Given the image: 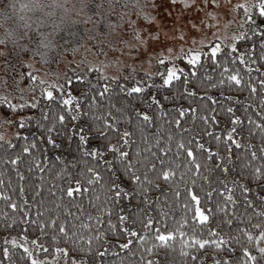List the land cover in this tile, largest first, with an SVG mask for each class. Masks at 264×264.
Listing matches in <instances>:
<instances>
[{
    "label": "snow or ice",
    "instance_id": "6c2138e0",
    "mask_svg": "<svg viewBox=\"0 0 264 264\" xmlns=\"http://www.w3.org/2000/svg\"><path fill=\"white\" fill-rule=\"evenodd\" d=\"M167 4L165 11L150 0H0V71L5 73L0 76L5 90L0 93V127L15 126L12 135L23 140L8 161L20 182L19 202L0 190V200L12 210L11 215L0 212V228L8 232L4 244L10 246L2 249V255L9 264H176L177 238L180 264H264V79L258 80L259 103L251 99L257 95L253 57L264 60V0H240L230 9H221L220 0H183L180 13L171 11L177 0ZM209 6L220 11H204ZM241 10L250 27L233 33L228 44L226 35L213 34L211 40L202 37L199 46L187 52L181 47L172 55L175 44L168 46L169 41L184 40L202 25L214 27L221 12L227 32L234 23L231 15ZM209 19L214 23L206 24ZM247 33L261 38L259 54L256 43L246 51L238 49L235 42ZM191 43L196 45L195 37ZM69 53L73 59H68ZM100 56L103 60L97 59ZM206 57L220 73L214 76L205 70L198 90L192 78ZM180 58L188 62L187 69L175 63ZM61 60L67 67L63 83L29 71L31 83L21 87L25 75L16 71L17 66L32 69L37 61L47 66ZM154 61L156 68L150 71ZM237 62L247 69L246 76L232 67ZM73 80L84 85L79 96L66 88ZM174 82L182 84V90L161 93ZM233 87L247 88L249 97L242 100L229 94ZM221 88L225 90L218 96L204 90ZM38 97L58 101L65 110L43 123L49 121L50 109L41 107ZM26 107L40 108V115L20 114ZM222 114L228 117L223 125ZM33 120L44 131L38 137L45 143L44 151L49 144L61 148L54 137H63L69 147L75 143L80 154L79 159L71 153L55 156L60 165L56 177L68 180L61 185L52 181L47 189L50 200L44 195L41 158L33 156V150L39 151L37 137L19 131ZM0 142V148L16 147L3 133ZM23 154L30 161L27 170L36 167L39 172L31 199L25 173L17 167ZM78 163L84 167L74 176L69 169ZM237 192L243 197L241 213ZM85 199L92 212L78 203ZM173 204L180 206L179 218ZM217 213L223 217L211 226ZM169 219L172 228L167 227ZM13 228L19 229V238L8 231ZM49 237L51 244L46 242ZM241 238L246 244L241 245ZM233 242L241 245L235 259L230 255L237 251ZM16 250L22 251L13 259Z\"/></svg>",
    "mask_w": 264,
    "mask_h": 264
},
{
    "label": "trees",
    "instance_id": "16d2710c",
    "mask_svg": "<svg viewBox=\"0 0 264 264\" xmlns=\"http://www.w3.org/2000/svg\"><path fill=\"white\" fill-rule=\"evenodd\" d=\"M242 14H243V11L241 12V14L239 16H241ZM243 24H244V20H243ZM244 25L245 26H244L242 31H244L245 28L250 27V25H248V24H244ZM260 39H261L260 37H253L251 35V33H247L245 39L240 40V41H236L235 43L237 44V47L240 51H246L247 49H249L251 47L252 43H256V45H257L256 52H257V54H259L261 51L260 46H259V40ZM224 51H228V49L225 48ZM253 59H256V64L252 66L254 71L252 72L251 75L254 77L253 83H257V95L253 96L251 99L254 103L258 104L259 103L258 97L260 95L258 80L264 79V60H260L257 57H253ZM181 61H182L183 66L187 69L188 68V62L185 60H181ZM232 67L239 68L242 74H244L245 76L247 75V69H245L242 65H240L239 62H237V64L233 65ZM256 68H259V71H256L255 70ZM205 70H207L209 75L219 76V73H220V69L215 64L214 61H212L210 58H207V57L204 58V60L202 61V64L198 66L197 77L192 78V80H193L192 86L197 87L198 90H199V85L197 84V81L199 80L200 76H202L204 74ZM139 75L143 76V74H139ZM154 79L157 81L159 80L158 77H155ZM67 87H70L72 93L77 95V96H79L82 92L85 91L84 85L81 82H78L75 80H73V83ZM182 87H183L182 84H178V83L174 82V86L171 89H167V90L161 89V93H164L165 91H167V94L171 95L172 93H175L178 90H182ZM226 87L227 86H225V88ZM204 90L208 91L211 95H217L218 96L219 91L225 90V89L221 88L219 90L218 89H204ZM229 94L234 95V96H239L242 100L247 99L249 97V92H248L247 88H244L243 90H238L237 88L233 87L230 90ZM38 99L40 100L41 107H48L50 109L49 121H42L43 123H46V124L50 123L51 120L56 116L58 111H64L65 110V106L59 104L58 101L48 102L45 99L40 98V97H38ZM82 103H86V101H82ZM179 103L186 105L185 100H180ZM165 106H166V108L169 107L167 104ZM27 111L29 113H32L34 116L40 115V108H36V109L28 108ZM250 111H252L253 115L256 114L254 109L250 110ZM241 112H242L241 106L239 104H237V114H241ZM65 115H66V117H68L67 112H65ZM155 115H157V114L154 113V116ZM219 118L221 120L222 125L228 119L226 114H222ZM159 122L160 121L154 119V123H159ZM189 122L191 123V121H189ZM30 123H31L30 127L26 126L24 129H19V131H22V132L28 134L30 138H32L33 136L37 137V148L39 149V151L33 150V156L41 158L40 167H43L45 169V171H44V177H45V179H44V186H45L44 195H45L46 199L50 200L51 197L48 196L47 189L51 185L52 181L55 180V183L57 185H61V184H66V182L68 180V177H66V176L63 178L56 177L55 173L57 171H59L60 165H59V162L55 160V156L57 154H64L65 156H68L69 153H71V155H74L79 159L80 154L77 153L75 150V148H76L75 143H73L69 147V145L64 141L63 137H54V138H57L58 142L61 143V145H62L61 148L56 149V148H53L49 144V145H47V151H44L45 143L38 139V137L40 135L44 134V131L37 128L34 120ZM66 124H68L70 126L69 120H67V119H66ZM197 126H198V128L203 127V125L200 124L198 121H197ZM57 128H59L58 123H57ZM149 131H154V129L150 128ZM246 131H247V126L245 125V132ZM205 139H207V138H205ZM252 142L255 144H259L260 141L258 139H253ZM0 143H3V142H0ZM13 143L16 144L15 148H12V149L0 148V179L4 180V184L0 185V190H4V191L9 192V194L12 196V198L14 200H17V202H19L18 191H19V183L20 182H19L17 176L15 175V170H14L13 166L11 164H9L8 161L12 158V156H14L15 154H17L19 152L20 147L23 144V140L21 138L14 137ZM209 143L212 146H215L214 141H209ZM233 152H234V155L238 154L237 150H235V149L233 150ZM44 157H46L47 159H44ZM87 159L88 158H85V160H87ZM29 162L30 161L28 158V154H23V158L20 162H18L17 167L20 168V170L25 173V176H26V181H25L26 194L29 197V199H31L33 187L39 181V172H38V169L36 167H33L32 171L29 172L27 170V167H26V164ZM83 167H84V165L82 163H78L76 169H69V170L73 172L74 176H78L80 169H82ZM49 169H51V171H49ZM217 174H219V173H217ZM9 180H11V185H9ZM162 187H163V185H162ZM153 195H155V193H153ZM236 197H237V200L239 201V203L237 205V212L241 213L244 211L243 197L239 195V192L236 193ZM65 203H68L67 197H65ZM78 203L84 204V209L86 212H92L93 211V209L88 205V202L86 199L80 200V201H78ZM133 203H135V201H133ZM149 207H151V206H149ZM173 208L175 209L176 217L179 218V216L181 214V209H180L179 204H173ZM72 210L75 211L76 209L73 207ZM129 210L130 209L125 207V211H129ZM0 212H8L9 215L12 214V210L6 206V204L3 200H0ZM249 212H251V209H249ZM152 215L154 217L157 215L155 210L152 212ZM222 217H223L222 213H217L213 217L211 226H216V223L220 219H222ZM0 223H2V218H0ZM235 223H236V221H234V226H235ZM161 227H163V225ZM167 227L168 228L173 227V221L171 219L168 220ZM18 230H19L18 228H13V229H10L8 231L11 232V235L18 236L17 235ZM225 230L228 231L227 228ZM35 234L36 233L30 229L29 235L34 236ZM232 234H234V233H232ZM7 235H8V232H6L3 228H0V237L4 238ZM113 238H114L113 236H111V235L109 236L110 240ZM46 242L49 244L52 243L50 240V237L46 239ZM243 244H246V241L243 238H241V245H243ZM241 245H237V244H235V242H233V246L237 249L236 253L230 254V255H232L233 259H235L236 256L240 255ZM4 247H5L4 245L0 244V260L4 261V264H9V259L2 255V249ZM7 247H10V246L8 245ZM20 251H22V250H16L14 252L13 259H17L20 256ZM49 251L51 252L52 248H50ZM161 251L163 252L165 250L161 249ZM121 255H123V254H121ZM174 255H175L176 264H180L179 238H177L176 252L174 253Z\"/></svg>",
    "mask_w": 264,
    "mask_h": 264
},
{
    "label": "rangeland",
    "instance_id": "374dc122",
    "mask_svg": "<svg viewBox=\"0 0 264 264\" xmlns=\"http://www.w3.org/2000/svg\"><path fill=\"white\" fill-rule=\"evenodd\" d=\"M69 2L71 3V0H69ZM150 2L153 3H158V4H162L164 10H168V4H167V0H150ZM183 0H177V4L176 6L171 8V11H173L174 13H180L181 12V4H182ZM197 2H199V0H197ZM238 2H240V0H220V8H231V6L236 5ZM249 2L251 3V0H249ZM145 11L149 12V14L153 13V9H145ZM204 11H220V9L214 8L212 6L206 7ZM242 11L238 12V13H233L230 17V19L234 20V23H232L228 29L227 32H225L223 30V25L226 22L225 17H224V13L221 12V15L219 17L220 19V23L216 24L214 27H206V26H201L199 31L196 30H192L188 32V36L184 39V40H180L177 39L176 41H169L168 42V46H172L173 44H175V48L174 51L172 53L173 56H176L179 53V50L181 47L184 48L185 52H187L189 47H196L199 46V41L202 37H206L208 40H211L213 37V34L217 35V36H224L226 35L228 37L227 40L224 41V44H228L231 41V35L235 32H239L242 31L244 28V24H243V14L241 16H239L241 14ZM185 14H187V11L185 12ZM198 17L202 18L203 17V13H198ZM113 19H115V17H112ZM132 18L136 19V13L133 12L132 13ZM145 25H147L148 23H150L149 21H144ZM208 23H214V21H212L211 19L206 21V24ZM241 25H243V27H241ZM217 29H220V31H217ZM195 37L197 43L196 45H193L191 43L192 38ZM2 47V46H0ZM109 55H113V53H109ZM68 59H73V57L71 56V54H68ZM75 59H79V54L77 55V57ZM89 59H93V57H89ZM97 59L103 60V56L98 57ZM183 58H180L179 60H176L175 63H177L178 65L183 66L182 61ZM83 67V66H81ZM144 67L149 68V66L147 64L144 65ZM155 61L153 62V65L149 68L150 71L155 70ZM0 68H3V65H0ZM38 70V71H35ZM109 72L115 74V68L114 67H109L107 69ZM17 72H23L25 75V79L23 81H21V87H26L28 86L31 82L27 79V73L29 71H34V74H37L38 76H40L41 78L45 79V80H56L60 83L64 82V75L67 72V67H66V62L64 60H61L59 63H56L55 61L49 63L47 66L39 63L38 61L36 63L33 64V68L29 69L26 65L23 67L17 66L16 69ZM51 73H57L58 75H52ZM5 73L3 71H0V76H3ZM140 74H143L142 72ZM70 75V74H69ZM93 75H95V73H93ZM67 88V86H66ZM39 85L37 84V91H39ZM5 90L0 87V93L4 92ZM56 91H59L58 89ZM29 96L31 95H35V93H28ZM26 110V111H25ZM28 107H26L24 109V111L20 114H27L29 113L28 111ZM15 129V126H13L11 129L8 126H3L0 127V133H3L6 138H14V136L12 135V132ZM17 238H19L17 236ZM4 238L0 237V244L4 245L5 247L8 245L4 244Z\"/></svg>",
    "mask_w": 264,
    "mask_h": 264
}]
</instances>
